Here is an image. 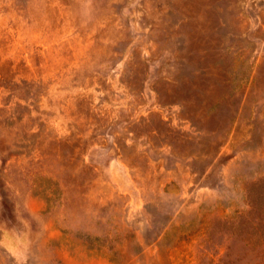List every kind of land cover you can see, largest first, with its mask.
Returning a JSON list of instances; mask_svg holds the SVG:
<instances>
[{
    "label": "rangeland",
    "instance_id": "rangeland-1",
    "mask_svg": "<svg viewBox=\"0 0 264 264\" xmlns=\"http://www.w3.org/2000/svg\"><path fill=\"white\" fill-rule=\"evenodd\" d=\"M0 264H264V0H0Z\"/></svg>",
    "mask_w": 264,
    "mask_h": 264
}]
</instances>
